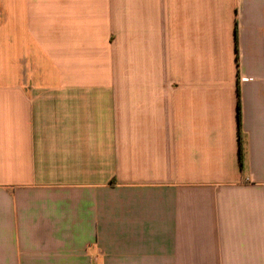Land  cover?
Listing matches in <instances>:
<instances>
[{
  "label": "crops",
  "instance_id": "crops-1",
  "mask_svg": "<svg viewBox=\"0 0 264 264\" xmlns=\"http://www.w3.org/2000/svg\"><path fill=\"white\" fill-rule=\"evenodd\" d=\"M0 264H264V0H0Z\"/></svg>",
  "mask_w": 264,
  "mask_h": 264
},
{
  "label": "trees",
  "instance_id": "trees-1",
  "mask_svg": "<svg viewBox=\"0 0 264 264\" xmlns=\"http://www.w3.org/2000/svg\"><path fill=\"white\" fill-rule=\"evenodd\" d=\"M237 121H238V127L240 126V105L239 101L237 103Z\"/></svg>",
  "mask_w": 264,
  "mask_h": 264
}]
</instances>
